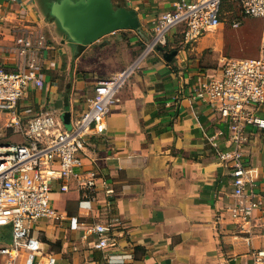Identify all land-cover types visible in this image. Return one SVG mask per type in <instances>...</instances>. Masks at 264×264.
<instances>
[{"label":"crops","instance_id":"crops-1","mask_svg":"<svg viewBox=\"0 0 264 264\" xmlns=\"http://www.w3.org/2000/svg\"><path fill=\"white\" fill-rule=\"evenodd\" d=\"M174 1L120 0L119 6L135 10L138 27L82 44L48 19L37 0H0V66L14 68L21 60L11 49L18 29L28 26L44 36L43 46L28 55L43 84H29L18 101L19 115L54 108L61 121L65 114L74 120L87 107L97 81L133 61L153 20ZM185 45L180 30H170L166 44L139 61L120 88L102 134H87L83 168L99 174L90 211L78 206L86 188L70 182L68 190L59 191L53 184L52 201L59 200L60 206H54L62 218L40 220L33 233L58 264H109L110 259L111 264H253L252 251L264 247V131L248 127L246 149L256 174L253 198L263 202L250 223L239 228L226 210L232 201L230 174L206 138L226 125L188 96L189 85L213 67L187 59ZM173 49L166 60L164 51ZM11 119L0 112L1 135L13 127ZM73 216L80 222L76 228L70 227ZM111 217L118 219L113 244L92 248L95 236L85 232L86 223Z\"/></svg>","mask_w":264,"mask_h":264},{"label":"built area","instance_id":"built-area-1","mask_svg":"<svg viewBox=\"0 0 264 264\" xmlns=\"http://www.w3.org/2000/svg\"><path fill=\"white\" fill-rule=\"evenodd\" d=\"M226 1H174L171 9L153 20L151 32L133 61L97 81L87 107L70 122L69 128L58 119L54 108H43L24 118L19 115L18 101L29 84H43L34 59L28 55H34L43 46L44 36L28 26L14 33L11 49L21 60L14 68L0 66V112L12 115L11 124L21 132L22 139L0 144V264H58L53 255L43 251L41 239L33 233L40 220L62 218L52 201L53 184H58L59 191L68 190L70 182L79 189L86 188L78 206L83 213L90 211L99 174L92 167L83 168L87 134H102L108 109L118 100L120 88L139 61L166 44L170 30L178 28L184 42L192 43L221 23ZM236 1L239 17L234 16L231 26H238L243 16L261 21L257 55L222 60L189 85L188 96L211 108L226 125L225 130L216 129L206 138L216 160L228 169L231 177L228 216L243 228L263 202L253 198L251 187L256 174L246 161V149L252 133L248 127L264 131V0ZM3 22L0 6V27ZM106 192L111 193L112 189L107 188ZM77 218H70L71 228L80 224ZM117 221L111 217L86 223L85 232L95 236L92 248L103 249L113 244ZM252 256L253 264H264V247L253 250Z\"/></svg>","mask_w":264,"mask_h":264},{"label":"rangeland","instance_id":"rangeland-1","mask_svg":"<svg viewBox=\"0 0 264 264\" xmlns=\"http://www.w3.org/2000/svg\"><path fill=\"white\" fill-rule=\"evenodd\" d=\"M37 4L39 5L38 0ZM224 10L221 23L185 45L186 58L198 66L216 68L226 58L249 57L258 53L261 21L251 16H243L240 24L233 27L231 20L236 15L239 17L237 1H226ZM21 137V132L12 127L5 135L0 134V144L21 141ZM53 203L56 207L60 206L57 199L53 198Z\"/></svg>","mask_w":264,"mask_h":264},{"label":"water","instance_id":"water-1","mask_svg":"<svg viewBox=\"0 0 264 264\" xmlns=\"http://www.w3.org/2000/svg\"><path fill=\"white\" fill-rule=\"evenodd\" d=\"M50 13L69 39L82 44L116 29L137 28L139 24L135 10L114 6L112 0H59L51 6ZM175 52L174 49L164 51L165 59L170 60ZM62 122L70 127L67 114L63 115Z\"/></svg>","mask_w":264,"mask_h":264},{"label":"trees","instance_id":"trees-1","mask_svg":"<svg viewBox=\"0 0 264 264\" xmlns=\"http://www.w3.org/2000/svg\"><path fill=\"white\" fill-rule=\"evenodd\" d=\"M57 1L59 0H38L40 9L48 19L56 21L55 17L50 13V8ZM120 4H121L120 0H118L117 3L115 2L113 3L114 6H119Z\"/></svg>","mask_w":264,"mask_h":264}]
</instances>
